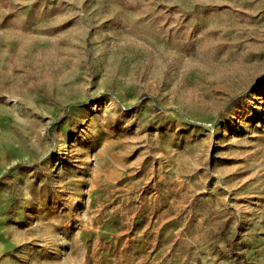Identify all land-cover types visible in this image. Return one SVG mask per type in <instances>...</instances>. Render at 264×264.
I'll return each instance as SVG.
<instances>
[{
    "label": "rangeland",
    "instance_id": "374dc122",
    "mask_svg": "<svg viewBox=\"0 0 264 264\" xmlns=\"http://www.w3.org/2000/svg\"><path fill=\"white\" fill-rule=\"evenodd\" d=\"M264 264V0H0V264Z\"/></svg>",
    "mask_w": 264,
    "mask_h": 264
},
{
    "label": "trees",
    "instance_id": "16d2710c",
    "mask_svg": "<svg viewBox=\"0 0 264 264\" xmlns=\"http://www.w3.org/2000/svg\"><path fill=\"white\" fill-rule=\"evenodd\" d=\"M247 264H254V263H247Z\"/></svg>",
    "mask_w": 264,
    "mask_h": 264
}]
</instances>
